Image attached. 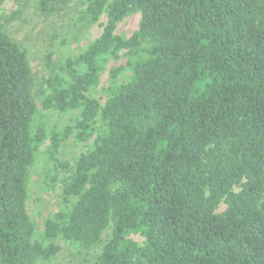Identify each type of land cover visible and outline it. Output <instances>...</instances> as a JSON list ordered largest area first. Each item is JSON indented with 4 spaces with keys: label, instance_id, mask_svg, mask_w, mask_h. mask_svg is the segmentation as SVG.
<instances>
[{
    "label": "trees",
    "instance_id": "1",
    "mask_svg": "<svg viewBox=\"0 0 264 264\" xmlns=\"http://www.w3.org/2000/svg\"><path fill=\"white\" fill-rule=\"evenodd\" d=\"M133 14L138 30L116 35ZM102 15L99 37L36 95L42 111L78 113L50 131L0 17V264L49 261L58 241L90 248L106 230L96 264H264V0H85L79 29ZM122 56L101 105L90 93ZM72 135L95 138L69 166L57 155ZM48 139L63 206L37 234L28 179Z\"/></svg>",
    "mask_w": 264,
    "mask_h": 264
},
{
    "label": "rangeland",
    "instance_id": "2",
    "mask_svg": "<svg viewBox=\"0 0 264 264\" xmlns=\"http://www.w3.org/2000/svg\"><path fill=\"white\" fill-rule=\"evenodd\" d=\"M84 5L85 0H67L65 3L50 6L47 12L39 10L37 0H4L0 6L3 30L27 51L33 79L32 91L35 96L45 89L44 82L49 77L53 65H58L66 56L76 55L101 34L102 26L106 22L105 15L88 30L79 29V17ZM139 22L140 14L130 15L117 25L115 34L129 38L138 30ZM126 61L127 58L122 56L117 61L112 60L106 64L98 85L90 93L101 105L106 101L103 90L109 83V71L111 68L125 66ZM35 100L40 111L35 121L43 124L48 131L60 130L73 123L78 116L77 112L59 115L42 111L37 96ZM94 138L95 135L87 143H78L72 135L61 144L58 160L72 166L81 154L91 148ZM48 145L49 139L36 154L28 179L27 212L37 234L43 230L44 221L63 206L61 180L65 172L49 160L46 154ZM238 190L234 189L236 192ZM224 209L225 205L220 204L217 212ZM109 235L110 231L106 230L100 244L86 249L58 241L60 251L57 255L49 261H40L37 264H96ZM131 238L141 241L140 237Z\"/></svg>",
    "mask_w": 264,
    "mask_h": 264
}]
</instances>
